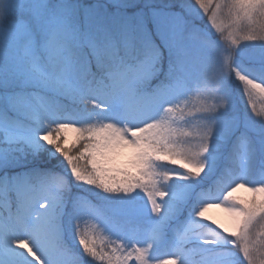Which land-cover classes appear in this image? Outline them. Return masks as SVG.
I'll list each match as a JSON object with an SVG mask.
<instances>
[{
  "label": "snow or ice",
  "instance_id": "snow-or-ice-1",
  "mask_svg": "<svg viewBox=\"0 0 264 264\" xmlns=\"http://www.w3.org/2000/svg\"><path fill=\"white\" fill-rule=\"evenodd\" d=\"M0 264H264V0H0Z\"/></svg>",
  "mask_w": 264,
  "mask_h": 264
},
{
  "label": "rangeland",
  "instance_id": "rangeland-1",
  "mask_svg": "<svg viewBox=\"0 0 264 264\" xmlns=\"http://www.w3.org/2000/svg\"><path fill=\"white\" fill-rule=\"evenodd\" d=\"M260 104H261V101L258 100L257 101L258 107L260 106ZM237 195L243 196L244 191L241 190L239 193H237ZM208 215L213 217L214 219L218 220L220 223H224L225 225L230 224L228 214L221 209H217V208L211 209V210H209Z\"/></svg>",
  "mask_w": 264,
  "mask_h": 264
},
{
  "label": "trees",
  "instance_id": "trees-1",
  "mask_svg": "<svg viewBox=\"0 0 264 264\" xmlns=\"http://www.w3.org/2000/svg\"><path fill=\"white\" fill-rule=\"evenodd\" d=\"M248 194L244 192V195L243 196H247Z\"/></svg>",
  "mask_w": 264,
  "mask_h": 264
}]
</instances>
